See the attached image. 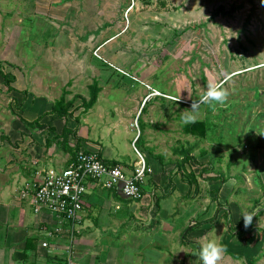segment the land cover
Returning <instances> with one entry per match:
<instances>
[{"label":"rangeland","instance_id":"obj_1","mask_svg":"<svg viewBox=\"0 0 264 264\" xmlns=\"http://www.w3.org/2000/svg\"><path fill=\"white\" fill-rule=\"evenodd\" d=\"M129 5L132 7L125 13ZM95 49L98 58L93 55ZM11 66L21 70L14 69L21 83L27 80L39 85L41 80H49L50 102L58 99L59 88L69 77L76 79L77 92L87 99V86L95 79L101 90L92 104L89 122L100 125L99 119L93 118L95 107L104 110L109 121H117L116 110L101 98L115 102L119 113L129 112L125 116L128 124L118 126V155L113 159L132 163L137 159L134 147L155 165V173L151 171L150 180L145 179L148 183L141 198L129 201L128 206L137 207V212L138 207L145 210L154 189L159 208L154 218L161 221L162 213L169 215L165 222L172 224L175 242L187 239L186 227L194 222L200 223L191 228L212 224L209 240L226 248L219 264H264V96L256 92L264 90V0H0V67L10 73ZM210 83L228 90L227 101L215 110L207 104L199 106L196 120L207 124L204 137L183 133L182 113ZM146 85L180 100L161 99ZM5 93L0 84V97ZM0 101V112L8 113L5 99ZM136 134L138 140L131 143ZM186 147L191 148L190 160L180 168L175 151ZM12 148L4 141L0 144V203L8 207L0 217V264H57L61 258L54 256L59 254H49L47 247L38 246L44 240L38 237L44 232L41 221L45 217L33 213L30 196L23 203L18 199L20 216L17 208H10V202L18 198L7 172ZM188 170L196 183H191L185 194ZM159 174L160 180L155 178ZM168 182L174 193L164 196L160 192ZM105 191H99L98 196ZM193 194H198L197 199L193 200ZM213 194L224 202V209L213 215L210 211L216 206L212 204L209 216L201 219L198 213L203 201ZM189 206L195 207L194 213L184 215ZM113 209L114 204H109L111 216H115ZM247 211L255 216L245 228L239 220ZM118 215L104 221H111L106 231L109 240L120 236L126 223L136 227L130 212L128 222L124 213ZM20 230L27 237H37L38 248L25 257L15 256L24 240ZM221 230L229 235L218 241ZM209 240L199 238L193 243L191 262L182 264H202L199 250ZM50 247L63 252L56 245ZM63 255L60 264H67ZM49 256L50 263H40ZM121 262L116 260V264Z\"/></svg>","mask_w":264,"mask_h":264},{"label":"crops","instance_id":"obj_2","mask_svg":"<svg viewBox=\"0 0 264 264\" xmlns=\"http://www.w3.org/2000/svg\"><path fill=\"white\" fill-rule=\"evenodd\" d=\"M44 10H46V6ZM51 14L58 18L56 12H52ZM10 68L13 70H11L9 74L14 78L9 83V85L12 87V90H5L6 98L2 95L0 97L5 99V107L8 108L5 109L8 110V113L0 112L2 113V116L0 115V138L3 137L4 140L2 141L13 147V153L11 154L12 157H10L11 161H8L9 169L7 172L9 175L8 179H12L15 184L14 190L22 186L24 183L31 184L38 182V180L42 177L44 170L48 169L49 167L65 165V162L69 158L67 153L57 149L55 145L48 147H45L44 145V140L46 138L48 139L50 135H53L48 129L52 128V130H54V134L59 135L63 124H65L68 129L72 130L76 137L80 138L78 143L81 149L97 151L98 155L107 163L118 164L127 170L132 168L134 161L130 163L129 160L120 161L113 159V156L118 155L117 150L115 149L117 142L116 138L118 137V126L121 124L125 125V123L128 124L125 116H128L129 112L128 114L127 111H122L119 113L115 102L108 100L107 98H101L102 101L108 102L107 105H109V107L116 110L115 115L117 121H109L105 111L101 110L100 107H95L96 113L93 115V118H98L100 125H94L93 122H89L88 118L89 114L92 113V107L94 106H91L85 112L82 111L83 109L81 107V99L84 97H82L81 93L77 92L78 88H76V79L73 78L72 80L70 79L72 77H69V79L65 81L64 86L59 88V90L61 89V92L56 96L58 98L62 91H64V99L72 100V106L69 108V111H71L70 115H68L64 121L58 118L54 113L50 112V106L54 98H52L50 102L49 94H47L49 90L48 87L50 85L49 80L47 81L46 79H43L39 85L28 82L27 80H25V83H21L19 79L20 76H17V74L14 73V69L16 72L20 70L19 67L11 66ZM74 71L76 73V67ZM0 84H2L1 78ZM54 86L55 85H52V88H54ZM98 86L100 87V85ZM23 115H27L29 119L23 117ZM17 116L23 118L24 120L27 119L26 121L29 122L36 119L38 123L44 125L45 128L37 129L28 127L23 124L17 118ZM79 117L81 122H79ZM127 131L129 132L128 128ZM2 141H0V144ZM35 151L38 152L36 155L34 154ZM101 154H104V156L107 158H103ZM146 163L150 169H153L151 170L152 173H155L154 163L149 158L148 161L146 160ZM149 175L146 176L145 179L148 177L150 180ZM155 178H159L160 180V174L156 175ZM145 183H148V181H144L142 192H144V189H146L145 187H147ZM165 187V191L162 190V192H160L161 194L166 196L174 193L172 187H169V182L165 183ZM179 188L181 189L182 187L179 186ZM101 190L103 189H100L99 186L88 189L86 193L87 195L85 194L86 196H83V206L80 211L78 229L73 234L70 241L67 239L65 234H62L60 238H53L51 240L52 242L49 241V248L46 249L49 254H59V257H54L64 258L63 253H65V248L69 247L71 254V258L68 259L69 264H116V260H120L121 262L122 258L123 261L120 264H164V261L170 260L172 261L171 264H182L191 262L190 257H193V252L191 250L193 247L191 245L193 243H196L199 238L205 240L211 239V232L213 230L210 227H214L212 224L210 227L207 225H205L206 227H192L187 232L186 240H184L182 237L180 238L181 243L175 242L176 240L173 237L175 231L171 227L172 224L170 221L165 222L169 215L167 214V216L162 213L163 215L161 216V221L154 218L156 213L159 211V208L156 206L157 199H155L154 189L153 192H150L151 201L149 202L148 206L145 207L146 209L144 210L141 207H138V212L136 210L137 207L133 206L130 208L131 205L128 206L130 204V200L127 201V199L122 198L120 195L112 191H105L104 193H101V196H98V193ZM189 190L190 186L188 187V190L185 192V194H187ZM214 195L215 194H213L211 198L204 199L203 202L205 205L201 207L198 213V216H200L201 219L204 218V215L209 216V212H207V210L209 209L210 211L212 204L216 206L215 211L213 210V207L211 208L210 212L212 214L214 213L213 215L217 216L218 210L224 209V206L222 205L224 202H219L216 200ZM192 197L193 200H195L197 199L198 194H193ZM19 200L17 198V202H10V208H17V216H20V206H22ZM24 201L25 200H22V203ZM111 203L114 204L113 210L115 216L118 215V212L119 214L124 213L123 216L127 217V222L130 221L131 217V220L136 223V227H130L129 225L127 226V223L124 224L126 227H123L124 229L121 234L122 236L120 235L113 237L115 240H109L108 237H106V231L110 230V227L107 225L111 223V221H109L107 224L104 223V221L107 219L109 220L110 217H115L111 216L110 212L108 211V205ZM124 206L125 208L123 211ZM7 208L8 207H6L4 203H0V217L6 213L5 209ZM98 208L99 211L97 213ZM92 209H94V212ZM194 209L195 207L189 206L187 211L185 210L183 214L185 215L186 213V215H192L194 213ZM128 212H130V217ZM21 214L24 215V213ZM183 214H180V216H184ZM44 217L45 218H43V221L46 224H50L48 219H46L47 216L45 215ZM242 218L243 217H241V219ZM221 219H223L222 216L220 220ZM221 222L223 223L222 220ZM199 223L194 222L193 226H197ZM217 223L218 222H216V224ZM219 227H223V225L220 223ZM120 230L122 229L120 228ZM21 231L22 230H20V232ZM21 233H24L25 239L27 235H25V232L23 231ZM124 233H127L129 236L125 237ZM217 233H221L220 236H217L218 241L219 239L223 240L226 235H229V233H226V231L222 230ZM23 243L24 240L22 241V247ZM51 245H56L57 247L61 248L63 252L60 250L55 251L56 248H51ZM38 246L41 247L40 245ZM37 248L38 247L36 244L34 250ZM94 248L96 249L92 250ZM50 257L51 256L44 257L43 261H40V263H50ZM56 263L60 264L63 263V261L61 259H57Z\"/></svg>","mask_w":264,"mask_h":264},{"label":"built area","instance_id":"obj_3","mask_svg":"<svg viewBox=\"0 0 264 264\" xmlns=\"http://www.w3.org/2000/svg\"><path fill=\"white\" fill-rule=\"evenodd\" d=\"M133 5V3H132ZM129 5L125 13L132 7ZM93 55H96V49ZM105 63V61H104ZM153 94L158 91L151 89ZM176 100L173 97L165 96ZM137 134L132 138L135 141ZM72 143V140L69 139ZM133 147V146H132ZM136 160L132 168L127 170L118 164L109 165L102 160L97 151H88L79 148L72 160L61 167L44 170L42 177L36 183H24L17 188L18 199L29 197V205L36 215H46L52 230L46 231L40 246L49 248V241L67 235L70 241L76 232V224L80 220V211L83 206V196L89 188L99 186L100 189L112 191L127 200L141 198L142 188L146 176L151 172L144 157L133 147ZM127 185V195L121 189ZM117 208V207H116ZM63 224L66 228H63ZM48 239H50L48 241ZM67 264H69L70 249L65 248Z\"/></svg>","mask_w":264,"mask_h":264},{"label":"trees","instance_id":"obj_4","mask_svg":"<svg viewBox=\"0 0 264 264\" xmlns=\"http://www.w3.org/2000/svg\"><path fill=\"white\" fill-rule=\"evenodd\" d=\"M98 60V59H96ZM104 63V62H101ZM106 65V64H105ZM128 76V75H127ZM129 77V76H128ZM0 78L2 79V84L5 88L6 91H10L12 90V87L9 85V83L14 79L13 76H11L8 72H3L2 68L0 67ZM88 89V98L81 99V107H82V111H86L87 109H89L92 104L95 102V99L97 97L98 92L100 91V87L97 84V81L95 79H93L87 86ZM160 93V92H159ZM161 95L159 97L162 98H166L168 100H173L171 98H167L165 97V94L160 93ZM169 96V95H166ZM171 97V96H169ZM176 99V97H173ZM177 101L174 100V102ZM72 106V100H65L64 99V91H62L61 95L58 97L57 100H54L50 106V112L54 113L58 118L62 119L65 121V118L70 115L69 108ZM17 118L26 126L31 127V128H37V129H44L45 126L42 124H39L38 121L36 119H34L33 121H26L23 118L17 116ZM49 132H51L53 135H50V137H48V139L46 138L44 140V145L45 147L51 146V145H55V147L57 149H60L61 151H63L64 153H67L69 155L68 160L65 162V164H67L70 160H72L75 156L76 151L80 148L79 147V139L78 137L75 136V133L68 129L65 124H63L60 134L56 135L54 134V130H52V128L48 129ZM207 130V124L204 120H196L195 123H182L181 124V131L185 134H189V135H193V136H198L200 138L205 136ZM72 138V143L69 142V139L71 140ZM138 140V139H137ZM181 149V150H180ZM176 149L175 153H177V155L179 156V161H180V168H184V164L187 163L188 160H190V151L191 148L186 147V149ZM109 165H113L115 163H107ZM176 167V166H175ZM188 168V166H187ZM207 168H203L201 169L206 170ZM176 170L178 171L179 168L177 167ZM188 174L189 180L187 185L190 186L191 183L195 182L194 181V175L191 174V172L188 170L186 172ZM142 193V192H141ZM254 203H257L256 201ZM247 213H251L250 211H247ZM257 215V214H256ZM240 223H243V218L239 220ZM41 223L44 225V232L42 233V235H40V237H38L39 239L42 237L44 239L45 236V232L46 231H50L52 230V226L50 224H46L43 220L41 221ZM191 226H193V224L190 225V227H186V230H188V228L190 229ZM63 228H66V225L63 224ZM238 228V227H237ZM182 235V233H181ZM185 235V234H184ZM183 235V236H184ZM67 237V235H66ZM58 237H56L57 239ZM37 237L35 236H31V237H25L24 239V243H23V247L21 250L18 251V253L15 256L18 257H25V255L34 249L35 245L37 244L36 242ZM50 239H48L49 241ZM21 253V254H20ZM63 259V258H61Z\"/></svg>","mask_w":264,"mask_h":264},{"label":"clouds","instance_id":"obj_5","mask_svg":"<svg viewBox=\"0 0 264 264\" xmlns=\"http://www.w3.org/2000/svg\"><path fill=\"white\" fill-rule=\"evenodd\" d=\"M147 89L151 91L148 85H146ZM155 90V89H153ZM156 91V90H155ZM160 96V95H158ZM229 96V92L227 89L223 87L222 84H209L207 90L199 97L198 100H194L191 104V108L187 109L185 113H182V120L184 123H195L197 119V114L199 111V106L201 104H207L212 110L216 109V105H224ZM168 98V97H167ZM178 99L177 101H179ZM176 101V102H177ZM132 140V139H131ZM137 140V136L135 141ZM134 141V142H135ZM121 192L125 195L128 193L127 185H125ZM244 221V227L247 228L252 224L253 217L255 213H241ZM226 252V248L215 241L209 240L203 243L199 250V258L202 264H219V262L223 259Z\"/></svg>","mask_w":264,"mask_h":264},{"label":"water","instance_id":"obj_6","mask_svg":"<svg viewBox=\"0 0 264 264\" xmlns=\"http://www.w3.org/2000/svg\"><path fill=\"white\" fill-rule=\"evenodd\" d=\"M256 92H257L259 95L264 96V90H257Z\"/></svg>","mask_w":264,"mask_h":264}]
</instances>
